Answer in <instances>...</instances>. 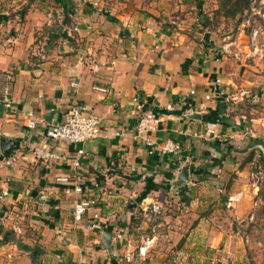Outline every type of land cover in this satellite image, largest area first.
Returning a JSON list of instances; mask_svg holds the SVG:
<instances>
[{
  "label": "crops",
  "instance_id": "1",
  "mask_svg": "<svg viewBox=\"0 0 264 264\" xmlns=\"http://www.w3.org/2000/svg\"><path fill=\"white\" fill-rule=\"evenodd\" d=\"M94 2L0 0V98L36 122L29 129L0 104V264H133L114 237L136 240L137 211L153 201L163 207L158 238L135 264H253L235 218L247 219L256 191L248 164L264 147V118L245 100L264 92L244 86L260 82H240L214 42L197 39L198 19L173 14L168 0ZM75 104L101 119V135L83 146L44 141L47 123ZM145 113L151 144L134 138ZM4 138L18 147L4 153ZM168 140L179 153L161 152ZM35 147L63 158H39ZM83 198L94 204L77 219Z\"/></svg>",
  "mask_w": 264,
  "mask_h": 264
},
{
  "label": "built area",
  "instance_id": "2",
  "mask_svg": "<svg viewBox=\"0 0 264 264\" xmlns=\"http://www.w3.org/2000/svg\"><path fill=\"white\" fill-rule=\"evenodd\" d=\"M249 8V13L254 15V19L252 21L255 23L259 22V25L253 27L254 25L250 19V16L241 21V27L247 25L249 30L246 37L248 41L244 56L246 58H262L264 57V0H260L259 5L257 4L256 0H253L252 5H250ZM228 46L229 43H225L221 46V50L224 53L229 51ZM234 56L235 58L240 59L238 53H234ZM93 70H97L96 66H93ZM76 84L77 83L75 81L71 83V85ZM93 89L102 93L107 92L105 87L98 85L93 86ZM245 93L246 92L243 91L241 95H244ZM0 104L14 115H21L24 117L27 121L26 126L29 129L35 128L36 122L33 119L32 112L19 111L7 96L0 98ZM153 119V115L147 113L144 114L138 123L137 134L134 136L135 139H141V141L151 144L147 136H144L148 130L147 123ZM41 135L44 141L51 140L56 143H67L72 145L79 144L83 146L88 141H92L101 135V119L85 106L81 104H75L65 113L63 119L60 121L47 123L46 128L41 133ZM160 150L164 154H177L181 150V145L178 142L168 140L163 144ZM33 151L34 154L39 158H63L62 155L50 152L49 150L44 149V147H35ZM83 151L84 150L82 147L79 148L77 150L78 155L83 154ZM259 158L260 155L257 154V156L252 158L248 164L250 183L252 187L256 189L252 197L250 213L248 214L246 220H243L238 216L235 218V222L237 224L235 232L238 234L243 245L246 247H250L255 242L252 241L249 233L246 232L244 223L245 221L248 223L254 222L256 217L255 211L263 204L262 198L258 193L260 182L264 178V169ZM6 163L9 164L10 160H6ZM76 165H78V161H76ZM75 190L80 192L81 188L77 186L75 187ZM244 195L245 194L243 191L230 194L226 199L225 206L229 209L235 207L241 202ZM92 204H94L93 200L85 198L81 199V201L74 207L75 218H80L83 215L85 209ZM139 209L144 228L138 232L136 240L132 241L130 239H125L121 234H117L114 237V239L120 243V257L133 264L147 259L151 249L154 247L158 238L159 218L163 211L162 205L156 201L146 203L145 205L141 204ZM92 226L96 229L100 228L97 223H93ZM257 244H260V242L256 243V245ZM182 256L183 254L181 252L177 254V257L179 258Z\"/></svg>",
  "mask_w": 264,
  "mask_h": 264
},
{
  "label": "rangeland",
  "instance_id": "3",
  "mask_svg": "<svg viewBox=\"0 0 264 264\" xmlns=\"http://www.w3.org/2000/svg\"><path fill=\"white\" fill-rule=\"evenodd\" d=\"M252 1L253 0H249L247 8H244L242 4V11L238 12L233 17L225 16L226 10L228 8L232 10L234 7L227 3V6H225L223 10V8H221L223 0H168V9H170V11L175 9L173 14L179 13L181 11L180 9H183L185 14L188 13L194 18H197L198 20L195 21V23H197L195 29L198 35L197 39L201 38L204 42L205 39L203 36H208V39H211L214 42V46L216 47L215 53H221L222 56L224 55V57H226L225 60L229 63V67L238 70L240 69V73L238 74L240 82L247 77L258 79L260 82V84L256 83L258 87L255 88L253 85H248L244 86L245 89L243 88L244 90L253 89V92L257 93L261 89L263 90L262 92H264V57L246 58L244 56L247 49L246 44L248 39L246 37L249 30L247 25L241 27V21L246 17L250 16L251 21L254 19V15L250 14L248 10L250 9V5H252ZM256 1L259 5L260 0ZM87 2L95 3L90 0ZM152 2H155V0H152ZM180 4H183V8H179ZM252 23L254 25L253 27L259 25V22L255 23L252 21ZM225 43H229V51L224 53L221 50V46ZM234 53H238L240 59L235 58ZM235 88L236 90L234 93L236 95L234 96L240 98L243 89H240L241 87L239 86ZM258 88L261 89L257 90ZM245 103L248 109L253 108L256 115H262L264 118V97L263 99L259 98V100L258 98L254 100L247 98ZM260 149L261 148H259V152L261 151V155L259 159L264 169V152ZM258 193L262 198L263 204L256 210L257 216L255 217V221L250 224H245V227L246 232L249 233L252 241L255 242L250 250V258L255 261L253 264H264V178L260 182ZM250 202L252 203V199H250ZM258 242H260V244L256 245Z\"/></svg>",
  "mask_w": 264,
  "mask_h": 264
},
{
  "label": "water",
  "instance_id": "4",
  "mask_svg": "<svg viewBox=\"0 0 264 264\" xmlns=\"http://www.w3.org/2000/svg\"><path fill=\"white\" fill-rule=\"evenodd\" d=\"M18 144H19L18 139L4 138L2 140L1 148H2V151L4 153H9L13 149L17 148ZM262 151L264 152L263 149H262ZM186 181H187V171H186V169H183L181 171V173L179 174V179L177 181L178 182L177 184L185 183ZM102 237H103V241H104L105 245L108 247L110 239H111V235L104 233Z\"/></svg>",
  "mask_w": 264,
  "mask_h": 264
},
{
  "label": "trees",
  "instance_id": "5",
  "mask_svg": "<svg viewBox=\"0 0 264 264\" xmlns=\"http://www.w3.org/2000/svg\"><path fill=\"white\" fill-rule=\"evenodd\" d=\"M225 3V4H224ZM231 4L232 7V10L230 8H228L226 10V13H225V16H229V17H233L235 16L238 12L242 11V8H247L248 7V3H249V0H223V5H221V8H223L224 10V7L227 6L226 4ZM243 4V7L241 8ZM252 155L253 153L251 154H248L245 161H249L251 158H252ZM137 214L138 215H141L140 214V209L137 211Z\"/></svg>",
  "mask_w": 264,
  "mask_h": 264
}]
</instances>
